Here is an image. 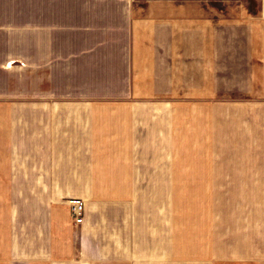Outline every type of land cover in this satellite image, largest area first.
<instances>
[{"label":"crops","instance_id":"0c3cea01","mask_svg":"<svg viewBox=\"0 0 264 264\" xmlns=\"http://www.w3.org/2000/svg\"><path fill=\"white\" fill-rule=\"evenodd\" d=\"M252 131L264 0H0V264H264L242 198L202 192L188 213L172 195L176 141L245 157ZM200 167L201 190L264 188Z\"/></svg>","mask_w":264,"mask_h":264},{"label":"rangeland","instance_id":"374dc122","mask_svg":"<svg viewBox=\"0 0 264 264\" xmlns=\"http://www.w3.org/2000/svg\"><path fill=\"white\" fill-rule=\"evenodd\" d=\"M255 135L258 134L255 133V131H252L251 137H253V139L251 140V155L245 157H204L197 155L201 152H204V150H201L200 142L196 145L195 142L191 140L176 141L177 156L174 157V162L176 166H178V168H181V172L182 170H184V173H179L178 176H180V180H183V182H185L184 184H186V186L183 188H174V190H172L174 199H178V207L183 204L182 198H184L185 208L187 212L190 213L193 212V209L195 207L194 197L200 195L202 192L203 196L208 195L210 194V192H212L216 197L220 198L226 196L229 191V194L231 196H234L235 199H237V197L242 198L245 202V205L249 206L252 218L257 219L259 216L264 218V188L252 187L243 190H234L233 194L232 190H201L200 188L194 187V185L198 183L195 179H200L199 182L205 180V173H197V168H199L200 166H203L202 168H204V166L209 164H233L236 166H249L248 168L251 170L252 179L254 178V176L257 177L259 175V170H261L262 176L264 174V156L258 155V152H264V149H261L264 147V141L258 139V137ZM203 145L205 146V143ZM220 147L223 146L220 145ZM221 149L226 148H220V152Z\"/></svg>","mask_w":264,"mask_h":264},{"label":"built area","instance_id":"2783aa9c","mask_svg":"<svg viewBox=\"0 0 264 264\" xmlns=\"http://www.w3.org/2000/svg\"><path fill=\"white\" fill-rule=\"evenodd\" d=\"M70 212L74 224H81L84 219V206L83 203L79 200L70 201Z\"/></svg>","mask_w":264,"mask_h":264}]
</instances>
